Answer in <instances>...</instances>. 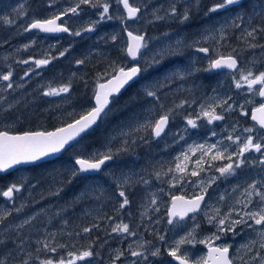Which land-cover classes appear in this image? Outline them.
Returning a JSON list of instances; mask_svg holds the SVG:
<instances>
[{"label": "rangeland", "instance_id": "374dc122", "mask_svg": "<svg viewBox=\"0 0 264 264\" xmlns=\"http://www.w3.org/2000/svg\"><path fill=\"white\" fill-rule=\"evenodd\" d=\"M202 1L206 0H129L132 6L140 9L137 18L130 21L126 19L122 4H118L117 0H106L109 4L108 15L112 18H106L95 24L94 30L91 32L81 30L99 20V12L102 11V8L94 9L87 5H81V10L77 15L69 13L64 19L65 26L69 27L71 33L80 31L81 34L79 36L70 34L64 39L58 38L54 42H50L40 36L37 31H24V29L33 20L49 19L74 6L77 0H0V75L12 73L9 81L0 80V126L3 129H14L19 126L23 119L31 116L28 109L32 110L34 105L43 103L42 101L46 102L48 98L53 101L49 103L52 105V109H60L63 113L68 109L70 114L72 113L70 108L72 80L83 71L77 63L81 59L78 49L71 51V48L75 49L77 44H82L84 40H86L82 45L84 59L91 58L90 53L93 52L99 60L103 58L100 51L106 52L109 48H114L121 52L125 60H128L125 32L143 36L146 47L141 49L137 62V65L142 69L141 83L146 91L156 92L155 102L153 101L147 109V115H144L137 124L133 123L132 128L121 129L114 133V141L122 138L118 145L122 152L112 153L111 143L90 151H84L80 146L76 149L82 154L75 157L74 160L77 158L89 159L93 156L110 153L113 158H118L115 161V166L120 168V166L129 164L131 165L130 169L116 171L117 167H106L94 180L95 186L91 188L93 191L89 190V184L82 189L73 187L72 190L67 185L63 189L64 191L68 189L73 193L74 189L77 190L72 195L74 199L67 203L68 206H71L70 208H64V203L53 202L60 195L59 188L62 190L64 187L59 185L54 187L57 192L55 197L50 198L54 194H48L46 191L38 192L39 195L33 196V204L30 206L27 195L22 198L20 191H14L12 198L8 200L0 195L3 199L0 202L1 248L10 234L15 236L18 244L14 248L4 250V261L8 260L6 264H24L25 261L28 264H40L41 260L47 259L53 260L55 264L61 258L65 261L70 259L69 252L79 254L85 250L92 251L93 255L76 261V264H113V262L114 264H174L168 251L174 247L175 241L184 237L196 225H199L195 231L196 240H203L216 232L215 223L207 222L206 213L212 215L213 209L219 208L220 215L223 216L231 208L242 209V204H237L236 201L246 200L245 189L253 182H257V189L264 192V186L260 183L264 182V164L260 163L264 159V150L261 153L255 151L246 153L242 158L245 161L244 164L237 168L233 175L226 177H221L216 168L224 166L230 161L226 159L213 161L211 160L213 153L204 157L205 171L197 177L189 174L182 180L174 181L173 177L180 174L168 171L170 168L175 169L178 162L177 157L182 159L183 154L187 153L191 158L187 161L190 173L195 167V161L201 156L200 152H196L195 155L189 152L190 146L217 144L219 150L223 151L227 148L228 153H235L237 145L227 139L229 135H232L233 138L240 136L242 140L248 135H252L254 139L264 137V131L250 120L251 109L263 103L257 94L261 86L255 85L253 92H249L247 85L240 89L235 86V81L240 79L241 71L246 74L248 70H251L254 75L264 72V63L260 62L262 57L264 60V51L257 55L258 47L252 45L248 46L241 55L240 52H237L233 56L230 54L233 53V46H230L229 42L230 32L233 30L239 32L238 37L243 41L250 38L246 32L253 29L251 24L253 19L260 18L252 13L251 5L255 0H243L239 6H229L207 15V10L212 6L214 0H207V2H213L205 9L200 7ZM173 3L180 15L187 11L188 20L181 22L179 15L178 17L169 14ZM157 16L163 17V19H156ZM238 17H242V19H238ZM5 19L11 23H5ZM156 24H160L161 27ZM202 24L204 25L201 27ZM237 24L239 27L235 26ZM155 28H161V31ZM112 36H116L115 41L112 40ZM58 45L60 47L57 50ZM200 47L208 48L209 52L205 54L197 51ZM161 50H164L165 54L158 56L157 53ZM62 51L65 54L60 56L59 53ZM222 52L225 53L222 54ZM229 55L233 58L240 56L237 69L233 72H223L215 76L212 70H206L210 60ZM73 56L76 59H73ZM153 57L159 60V63H153ZM48 58H50L49 65L52 66L53 79L47 76L49 74L47 66L38 68L34 63L35 60ZM64 59H66L65 64L63 63ZM21 61H28V63H21ZM58 61H61L59 65ZM124 62L127 61L122 60L112 66L109 73L113 69L118 71L122 67L121 65L125 64ZM125 65L124 67H127ZM25 72H28L27 76H25ZM208 75L212 77L213 83L218 77L221 78L222 87L208 92L201 91L200 88L196 90L198 87L195 82ZM108 77V75L94 76L93 92L97 84ZM9 83L12 85L11 88L8 87ZM63 86H68L69 91L59 95H44L50 88L59 89ZM186 91L191 93L187 98L184 96ZM166 94L169 95L167 98L169 102L159 103L158 98L167 96ZM176 94L177 96H175ZM225 101L227 103H224ZM182 102L183 107H177ZM229 105H231L230 109ZM201 106L214 107L216 113L223 116V119L209 124L205 118H201L197 120L196 128L188 126L187 118L195 119L196 115L200 113ZM25 109L26 111H24ZM169 110L167 132L163 137L155 138L151 127L149 131L144 132V129L147 128L145 125L154 123V120L159 119L160 115L169 112ZM158 112L159 116H157ZM24 113H28V115H24ZM246 128H252L253 132H245ZM136 134H145L146 141H158L152 146L159 148L160 153L156 156L150 155L142 160L134 159V153L126 154V147L122 142H125L127 137L130 142H135L136 139L133 136ZM261 142L264 143V140ZM132 159L135 161L126 163L127 160L131 161ZM236 159L237 157L233 156V161ZM68 168L70 169L65 170L68 179L79 177L78 173L75 176L72 175L76 170L74 167ZM157 172L161 173L159 179L155 175ZM212 177H217V179L208 186V181ZM10 180L11 182L15 181L13 184L20 187L24 179L22 175L18 174L11 177ZM59 180L63 182L64 178H59ZM145 181L147 182L145 183ZM200 181H204L205 186H208V191L205 193L207 201L200 213L183 220L174 217L175 222L169 224L167 210L171 198L177 194L181 195L185 190H189L188 193H185L189 197L200 194ZM84 183L87 184V180H84ZM50 188L53 190V187ZM120 191L125 192L129 201L123 208L120 207V204L124 197L119 196ZM37 196L39 198H36ZM67 196L65 195V198ZM221 196L224 197L223 200L220 199ZM81 198L84 201L80 202ZM153 198L156 199L155 204H152ZM252 201L253 203L247 210H255L259 206L258 196L253 195ZM106 203H112L110 206L111 210L113 207L114 216L104 217L103 210ZM89 206L92 207L89 208ZM74 208H78L79 212L73 211V215H70ZM123 209L128 211L121 212ZM5 213L7 215H4ZM70 219H75V221L68 222ZM232 219H239L236 212L232 213ZM34 222H41L39 230L45 231L46 237L49 238L47 244L51 248H56L55 252L42 249L40 245L45 240L31 235L39 232L38 229H33L34 224L32 223ZM118 224H127L130 232L134 235L119 231L113 232L112 229ZM28 226H31L29 235L22 237L20 234H14L18 231L22 233ZM86 226L95 231V238L88 237L87 232L84 243H82L79 240ZM259 227L254 225L253 228H248L246 225H238L235 235L232 232L218 233L221 239L212 243L215 246L229 245V255L234 258V264H244V261H248L249 264H259L258 259L252 260V257L256 256L257 250H259L260 256L264 257V249H259L260 238L256 231ZM98 230H102L101 233H97ZM101 235L103 238H100ZM160 236H164L165 239L161 241ZM253 240L256 241L255 244L250 243ZM243 244H249L252 250L248 251L242 248ZM60 245L63 247H59ZM28 248H34L32 250L34 254H31V250ZM157 248L160 250L159 255L152 256L150 253ZM38 249L39 251H37ZM132 251H139L142 255L132 256ZM118 253L123 254L119 259H116ZM181 254L190 257L189 263L191 264V261L205 256L207 248L199 243L186 244L182 246ZM240 257H243V260ZM10 259L11 262H9ZM2 260L0 257V262Z\"/></svg>", "mask_w": 264, "mask_h": 264}, {"label": "snow or ice", "instance_id": "6c2138e0", "mask_svg": "<svg viewBox=\"0 0 264 264\" xmlns=\"http://www.w3.org/2000/svg\"><path fill=\"white\" fill-rule=\"evenodd\" d=\"M243 0H215L211 7L208 8L207 13H215L221 9H226L229 6H239ZM118 4H122L124 10L127 13V19H133L137 17V14L140 12L138 7H134L129 3V0H117ZM81 5H87L94 9L102 8V11L99 12V20L94 21L92 24H89L88 27L82 29L81 31L91 32L94 30L95 24L103 21L104 19H111L112 17L108 15L109 13V4L106 0H77L74 6H71L64 11L60 12L57 15L52 16L49 19L44 20H33L24 31H30L32 29H37L40 32L44 33H58V32H70L69 27L65 26L63 23H58L61 21L64 16H67L69 13L72 15H77L81 10ZM252 13L254 15H258L261 18H264V0H255L251 5ZM169 14L171 16H180L181 22L188 20L189 16L187 11H185L182 15L178 13L176 5L173 3L169 9ZM156 19H163V17L157 16ZM238 19H242V17H238ZM5 23H11V21L5 19ZM239 27V25H235ZM257 29L253 28L251 31H247V36H253ZM264 31V29H261ZM73 35L79 36L81 34L80 31H76L75 33H71ZM128 44L126 49V54L128 57L136 60L137 57L141 54V49L146 47L145 38L141 35H133L132 32H128ZM112 40H116V36H112ZM28 47V45H25ZM67 51V50H65ZM199 52H203L207 54L209 52L208 48L200 47L197 49ZM65 54L64 51L60 52L59 55L63 56ZM164 50H161L157 53L158 56L164 55ZM50 62V58L48 59H38L35 60L34 63L36 67H41L43 65H47ZM21 63L27 64L28 61H21ZM77 63H83V61H77ZM153 63H159L155 57H153ZM237 69V60L233 58L231 55L227 57L221 56L220 58L210 60L209 67L206 70L211 69ZM31 71V70H30ZM142 69L139 66H133L128 68L127 70L124 67H120L117 71L113 69L111 73H106L110 78L107 83H101L98 85V88L95 92V107H93L90 111L87 112L86 115L81 116L74 123L68 124L66 127L57 128L54 132H31L24 133L23 135H9L7 132H0V173L6 172L8 169L12 168L14 165H19L23 163H32L40 160L43 157H46L52 153H58L62 149L65 148V145L69 143V141L74 140L76 136H78L81 132H84L88 129L92 124L96 122V120L101 116V113L104 112L105 108L109 104V97L118 93L121 88H123L129 81H132L134 77H136ZM28 75V72H25V76ZM12 73L9 72L6 75H0V80L9 81ZM183 78V76H181ZM244 85H247L249 92L254 91L255 85H260L258 89V95L264 98V72H260L258 75H254L251 70H248L245 74L241 71L240 79L235 81V86L237 89L242 88ZM8 87L11 88L12 85L9 83ZM69 91L68 86L60 87L59 89L50 88L49 91L45 92L44 95H59L60 93H66ZM146 94L150 97H155L156 93L154 91L148 90ZM224 103H227L226 101ZM177 107H183V102ZM229 109L231 105L228 106ZM170 110L169 112H165L164 114L159 116V119H156L154 123L145 125L146 127H151L152 134L155 137H160L161 134L165 131V128L169 122ZM205 118L209 124L213 121L222 120L223 116L216 113L215 108L209 106L205 108L201 106L200 113L196 115L195 119L189 117L186 120L188 126L192 128L197 127V120ZM252 120L256 121L261 129H264V103H261L259 107L254 108L252 111ZM247 133H252V128L244 129ZM215 135V133H213ZM183 138V137H181ZM232 144L237 145V151L235 153H228V149L225 148L223 151L219 150L217 144L204 145L200 144L195 147L190 146L188 151L195 155L196 152H200L201 156L199 159L195 161V167L190 171H188V164L191 158L187 153L183 154V158L177 157V163L175 165V169H169V172L175 171L179 173V176H174L173 180L178 181L184 179L186 175H191L193 177H197L201 172L205 171L204 168V157L209 153H213L211 155V160H228L229 163L224 166L217 167L216 171L220 173L221 177H226L233 175L237 168H240L242 164H244V159H242L246 153L250 151H255L257 153H261L264 150V143L261 140H264V137H260L258 139H254L252 135H248L243 140L240 136H236L233 138L232 135L227 137ZM215 149V152L213 150ZM228 153V154H226ZM233 156H236L237 159L233 161ZM113 157L110 153H105L100 156H93L89 159L77 158L75 160V164L79 166L77 170H74L72 175L75 176L78 172H89V171H98L101 169V166L105 164L106 161L111 160ZM261 164H264V159L260 161ZM166 174V173H165ZM156 177L159 179L161 176L160 172H157ZM217 177H212L208 181V186L211 183H214ZM147 181H145L146 183ZM194 184L196 182H193ZM262 186H264V182H260ZM208 186H205L204 181L199 182L200 194L194 195L191 199H185L183 196H173L171 198L172 204L168 210V223L173 224L175 221L174 217H178L180 220H183L189 213H196L201 209V203L205 200V193L208 191ZM20 191V187L16 184H12L7 188V190L0 191V195L3 197L11 199L13 196V192ZM246 200L241 201L237 200V204H242V209L237 210L235 208L229 209L227 213L223 216L220 215V209L214 208L213 214H205L207 218V222L209 224L215 223L216 232L213 233L210 237H205L203 240H196L195 231L199 225H196L193 229L186 233L184 237H181L179 240L174 242V247L169 249L168 255L171 256L174 260L178 261V264H189L190 257L186 254H181V249L183 245H194L196 243L203 244L207 248V254L205 256L200 257L197 260L191 261V264H234V258L229 255V245L223 246H215L212 242L215 240L221 239V236L218 233H227L232 232L235 235V229L238 225H246L248 228H253V226H260L257 231V235L260 238L259 249H264V192H261L257 189V182H253L249 184L247 189H245ZM259 197V206L255 210H247L249 209V205L253 203L252 196ZM120 197H124L123 202L120 204V207L123 208L125 205L129 203L126 194L124 191L119 192ZM221 200L224 199L223 196L220 197ZM156 203V199L153 198L152 204ZM236 212V215L239 216V219H232V213ZM4 215H7L5 213ZM251 221V223H249ZM27 223V221H25ZM84 232H89V228H84ZM113 232H123L128 233L130 235H134L129 230V226L127 224H118L116 227L112 229ZM159 239L163 241L165 239L164 236H160ZM251 244H255L256 241L253 240L250 242ZM59 247H63L60 245ZM242 248L251 251V247L249 244L241 245ZM44 248L46 250H50L52 252L56 251V248H50L47 243H45ZM39 251V249L37 250ZM159 248L152 251L150 254L152 256L159 255ZM123 253H118L116 259L120 258V255ZM93 255L92 251L85 250L79 252V254H75L72 252L68 253L70 259L65 261L61 258L59 261L55 262V264H76V261L84 260L85 258L91 257ZM132 256H141L142 253L139 251H132ZM146 259V257H145ZM243 260V257H240ZM259 260V264H264V257L260 256L259 250H257L256 256L252 257V260ZM2 264V262H0ZM24 264H28L27 261ZM40 264H54L53 260H41ZM114 264V262H113ZM244 264H249L248 261H244Z\"/></svg>", "mask_w": 264, "mask_h": 264}, {"label": "trees", "instance_id": "16d2710c", "mask_svg": "<svg viewBox=\"0 0 264 264\" xmlns=\"http://www.w3.org/2000/svg\"><path fill=\"white\" fill-rule=\"evenodd\" d=\"M211 2L202 1L200 4V7L202 9H205L206 7L210 6ZM215 2V0H214ZM201 17V16H200ZM197 19V17H196ZM203 21V20H201ZM253 25V28L257 29L255 32V35L253 37H250L246 40L243 41V39H239L238 37V31L233 30L230 32V46H233V53H230L231 55H235L237 52H240V55L243 51L248 46H257V55H260L264 51V31H261V29H264V18H258V19H253V22L251 23ZM158 27L160 24H156ZM204 24L201 25V27ZM154 29V28H153ZM158 29V31H161V28H155ZM156 31V32H158ZM124 34V32H123ZM44 38V37H43ZM46 39V38H44ZM64 39V37H63ZM67 40V39H66ZM86 40H84L83 43H85ZM247 42V43H246ZM76 43V42H75ZM77 44V47L71 48V51H76L78 49L80 56V61H83V63H79L80 68L82 69L83 72L77 77H74L72 80V94H71V114L68 109L64 110L65 113L61 112L60 109L58 110L57 108L52 109V105H49V103H52L53 101L48 100L46 102L42 101L43 103L34 105L32 110L28 109L30 117L23 119L21 124L17 126L14 129H3L2 126H0V131H7L11 133H23V132H33V131H38V130H52L57 127H60L62 125H65L69 122H72L85 114L88 110L92 108V97H93V79L94 76H100V75H105L106 73H109V69L112 66H115L118 64L119 61H129L125 60L123 55L121 54L120 51L114 49V48H109L106 52L100 51L99 53L103 58L98 59V56H94L95 54L90 53L91 58L84 59L83 51H82V45ZM60 45L56 47L58 50ZM81 47V48H80ZM262 47V49H261ZM82 52V53H81ZM225 52H222L224 54ZM229 54V52H227ZM240 56H237L236 59L237 62L239 61ZM73 59H76L74 56L72 57ZM79 60V58H78ZM90 60V61H89ZM66 59H64L63 63L65 64ZM124 62L125 64H122L121 66L124 67L127 66L129 67L131 63ZM261 64L264 63L263 57L260 59ZM61 63V61H58V65ZM128 64V65H127ZM124 67V68H127ZM65 74V73H64ZM141 74L140 72V77L133 82L130 86H128L121 94L118 96L116 99L112 100V103L109 107V109L105 112L104 116L101 118L99 124L89 133H87L84 137H82L76 144H74L72 147L67 149L64 153L61 154L57 159L40 163V164H35L29 167H24V168H19L5 176H0V191L5 190L13 182L10 180L11 177L17 176L18 174L22 175V178L24 179L23 182L21 183L22 185L20 186L21 190L20 193L22 194L21 197L23 198L25 195H27L28 198V204L29 206L33 204V196L39 195L37 194L38 192H44L48 194H54L55 197L56 195V189L54 187L56 186H64L60 190V195L58 198H56L55 201L53 202H58V203H64L63 207L64 208H70L71 206H68L67 203L71 202V199L73 198V194L76 193V189H74L73 193L66 189L65 191L63 190L67 185L70 186V189L72 190L74 188H84V186L89 184V190L93 191L91 188L95 185L94 180L97 178V176H92V177H73L72 180L68 179L65 170L70 169L68 167H74V158L81 156L82 153L76 151L77 147L80 146L84 151H90L92 149H96L99 147H103L108 143H111L110 148L112 149V153H118L122 152V149L118 147V145L121 143V139L115 140L114 133L118 130L121 129H130L133 126V123H136L140 121L144 115H147V109L151 106L152 102H155L156 96L155 97H150L146 94V89L143 87L141 81ZM221 73L213 74V75H220ZM48 77H50L49 74H47ZM42 78V77H41ZM216 78V77H215ZM210 80V82H209ZM196 86L198 87L196 90L201 91H213L215 89H219L222 87V80L221 78H217L215 83H213L212 77L209 75L206 77L200 78V80H197L195 82ZM156 93V92H155ZM167 96H160L159 103L164 104L169 102L168 97L169 95L166 94ZM191 93H188L187 91L184 93L185 98L189 97ZM177 96V94L175 95ZM67 104V102H65ZM177 103V102H176ZM26 111V109L24 110ZM69 111V112H68ZM159 112L157 113V116H159ZM24 115H28V113H24ZM155 121V120H154ZM150 127H147L144 129L145 131H149ZM136 140L135 142L129 141V137H127L124 143V146L126 147V154L127 153H134V159L142 160L150 155L156 156L160 153L159 148H155L152 145L156 144L158 141L156 140H151V141H146L145 139V134H136L133 136ZM138 156V157H137ZM118 158H112L111 163L107 166H113L117 167L116 171H124L130 169L131 165L125 164L123 166H115V161ZM132 159L127 160L126 163L134 162L135 160ZM114 161V162H113ZM112 164V165H111ZM137 164V163H136ZM138 165V164H137ZM72 169V168H71ZM78 176V175H77ZM59 178H64V181H60ZM70 180V182H69ZM84 180H87V184L84 183ZM45 186V187H44ZM53 187V190L50 188ZM48 188V189H47ZM189 190H185L184 193H188ZM71 193V194H70ZM65 195H68L65 198ZM21 198V199H22ZM36 198H39L38 196ZM3 199L0 196V202ZM84 201L83 198L79 200ZM90 205V204H89ZM112 203H106L104 206V214L105 218H108L109 216H114L115 214L113 213V207L111 210ZM91 206H89L90 208ZM55 209V208H52ZM124 210V209H123ZM121 212H127L128 210H124ZM73 211L79 212L78 208H74L71 210L70 215H73ZM81 211V209H80ZM72 221H75V219H71ZM103 223V222H101ZM82 224V223H80ZM79 225V224H76ZM86 228H89L86 226ZM102 230H98L97 233H101ZM81 231L79 232V234ZM14 234H20L21 231H18L17 233ZM28 233L26 231L22 232V237L27 235ZM95 231L90 227V231L88 232V237H94ZM87 235V232H83L80 236V240L82 243H84V237ZM100 236V235H97ZM100 238H103L101 235ZM94 240V239H93ZM19 241V240H18ZM63 241V240H62ZM62 243V242H61ZM96 243V239H95ZM15 245L17 246V240H15V236L13 234H10L7 237L6 242L4 243V250L6 249H11L14 248ZM77 245V244H76ZM2 246L0 245V248ZM31 254L32 250L30 251ZM39 252L37 253V255ZM20 258H18V261Z\"/></svg>", "mask_w": 264, "mask_h": 264}, {"label": "water", "instance_id": "95a60500", "mask_svg": "<svg viewBox=\"0 0 264 264\" xmlns=\"http://www.w3.org/2000/svg\"><path fill=\"white\" fill-rule=\"evenodd\" d=\"M122 8H123V5H122ZM123 10H124V8H123ZM124 12H125V14H126V17H127V13H126V11L124 10ZM137 16H138V14H137ZM137 18V17H136ZM136 18H133V19H127V20H130V21H132V20H134V19H136ZM60 21H58V23H59ZM32 31H37V32H39L40 34H42V35H46V36H59V35H61V34H65V35H69L70 34V32H68V33H65V32H58V33H44V32H40L39 30H37V29H32ZM133 35H135V34H133ZM125 37H126V39H127V44H128V32H125ZM126 56H127V54H126ZM127 58L131 61V63H135V62H137L138 61V59H139V56L137 57V59L136 60H133L132 58H130V57H128L127 56ZM133 66H136V65H132V66H130V67H133ZM237 66H238V63H237ZM129 67V68H130ZM128 68H126V70H127ZM213 71H215V72H221V71H227V72H233L235 69H227V68H220V69H212ZM138 77H139V74L136 76V77H134L133 78V80L132 81H129V83L128 84H126L123 88H121L120 89V91L118 92V93H114V94H112L110 97H109V104H108V106L105 108V110H104V112L103 113H101V116L96 120V122L94 123V124H92L88 129H86L84 132H81L78 136H76L75 137V139L74 140H71V141H69V143L67 144V145H65V148L64 149H62L60 152H58V153H52V154H50V155H48V156H46V157H43V158H41L40 160H38V161H35V162H32V163H23V164H19V165H14L12 168H10V169H8L6 172H4V173H0V175H6V174H8V173H10V172H12V171H14V170H16V169H18V168H21V167H28V166H32V165H35V164H39V163H42V162H46V161H51V160H54V159H56L58 156H60L65 150H67L69 147H71L73 144H75L77 141H79L83 136H85L87 133H89L91 130H93L96 126H97V124L99 123V121H100V119L102 118V116L104 115V113L108 110V108L110 107V105H111V102H112V99H114V98H116V97H118V96H120V94L129 86V85H131L135 80H137L138 79ZM109 79V78H108ZM108 79L107 80H105V81H103V82H101V83H107V81H108ZM101 83H99V84H101ZM98 84V85H99ZM98 85H97V87H96V89H95V92H96V90H97V88H98ZM260 99L261 100H264V98H262V97H260ZM92 102H93V107H95V93H94V95H93V99H92ZM92 107V108H93ZM91 108V109H92ZM257 108V107H256ZM90 109V110H91ZM254 109V108H253ZM253 109L251 110V115H250V119L252 120V111H253ZM89 110V111H90ZM87 113H85L84 115H86ZM79 119V118H78ZM78 119H76V120H78ZM75 120V121H76ZM75 121H73V122H71V123H74ZM258 127H259V125L256 123V121H254V120H252ZM70 124V123H69ZM68 125V124H67ZM67 125H64V126H62V127H66ZM168 125V124H167ZM62 127H59V128H62ZM166 128H167V126H166ZM166 128H165V131H166ZM57 129V128H56ZM56 129H54V130H50V131H35V132H54ZM264 130V129H263ZM165 131L161 134V136L160 137H162V135L165 133ZM2 132H5V131H2ZM8 133V132H7ZM25 133H31V132H25ZM9 135H23L24 133H8ZM155 137V136H154ZM160 137H155V138H160ZM111 162V160H109V161H106L105 162V164L104 165H102L101 166V169L100 170H98V171H89V172H82V173H80V175H96V174H98V173H100L101 172V170L103 169V168H105L109 163ZM76 165V164H75ZM76 167L77 168H79V166L78 165H76ZM6 198V197H5ZM185 198V197H184ZM6 199H8V198H6ZM185 199H191V198H185ZM205 201V200H204ZM204 201L201 203V207H202V205L204 204ZM171 204H172V200H171ZM171 204H170V206H169V208L171 207ZM169 210V209H168ZM199 211V210H198ZM197 211V212H198ZM196 212V213H197ZM191 214H194V213H189L187 216H189V215H191ZM186 216V217H187ZM185 217V218H186ZM171 260L175 263V264H178V261H176V260H174L172 257H171ZM190 264V263H189Z\"/></svg>", "mask_w": 264, "mask_h": 264}, {"label": "flooded vegetation", "instance_id": "af4514ba", "mask_svg": "<svg viewBox=\"0 0 264 264\" xmlns=\"http://www.w3.org/2000/svg\"><path fill=\"white\" fill-rule=\"evenodd\" d=\"M67 16H65L63 19H62V21L60 22V23H63V24H65V18H66ZM53 38H57V37H52V39ZM55 40H53L52 42H54ZM44 66V68L47 66V70H48V72H49V75H50V78L51 79H53V73H52V70H51V68H52V66L51 65H49V63L47 64V65H43ZM43 68V69H44ZM45 74H47V73H45ZM182 195H184V197H186V198H192V197H189V196H187L185 193H182L181 194V196ZM207 196V195H206ZM207 198V197H206ZM207 200V199H206ZM200 213V212H199ZM199 213H197V214H193V215H189V216H187V218H191V217H193L194 215H198ZM39 219H41V218H39ZM175 219V218H174ZM36 221H38V220H36ZM35 221V222H36ZM72 220L70 219L68 222H71ZM32 223V224H34V226H33V229H38L39 230V228H40V223L41 222H39V223ZM31 230V226H28L24 231H26L28 234L27 235H29V231ZM31 235H34V236H37V238L39 239V238H43L44 240H45V242L44 243H41V245H40V247L42 248V249H44V245H45V243H47V241L49 240V238H47L46 237V234H45V231H40L39 230V232H38V234H31ZM21 236H22V233H21ZM51 248V246L49 247V249ZM3 250V251H2ZM28 250H34V248H28ZM0 251H2V253H0V257L3 259L2 260V264H6V262H8V260H5L4 261V245H3V248H1L0 249ZM12 260L10 259L9 260V262H11ZM20 261V260H19Z\"/></svg>", "mask_w": 264, "mask_h": 264}, {"label": "bare ground", "instance_id": "6f19581e", "mask_svg": "<svg viewBox=\"0 0 264 264\" xmlns=\"http://www.w3.org/2000/svg\"><path fill=\"white\" fill-rule=\"evenodd\" d=\"M179 17V16H178ZM252 18V17H251ZM145 84V83H144ZM104 180V179H103ZM106 181H107V179H106ZM95 186V185H94ZM45 187V186H44ZM48 189V188H47ZM71 194V193H70ZM96 200V199H95ZM92 207V206H91ZM58 208V207H57ZM102 211V210H101Z\"/></svg>", "mask_w": 264, "mask_h": 264}]
</instances>
